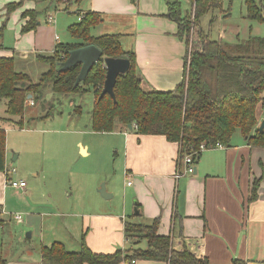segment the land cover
I'll use <instances>...</instances> for the list:
<instances>
[{
    "label": "crops",
    "instance_id": "obj_1",
    "mask_svg": "<svg viewBox=\"0 0 264 264\" xmlns=\"http://www.w3.org/2000/svg\"><path fill=\"white\" fill-rule=\"evenodd\" d=\"M11 2L16 0L0 2V7L3 6L0 14L6 13L4 7ZM51 2L55 3L56 9L70 12L71 6L65 9L63 3L55 0ZM24 5L9 15V18L15 16L18 40L29 38L31 46L26 50H31L34 54L54 52L56 45L60 43L59 37L57 39L55 35L49 42L42 40L44 35L39 15L36 29L22 31L23 25L30 20L29 16L23 17V13L29 9L39 11L41 1L30 0ZM87 10L99 12L103 17L102 22L92 28V33L97 30L94 35L120 34L123 47L136 53L140 73L148 84L169 91L183 80L187 45L177 34L178 24L168 16L166 0H84L78 5L77 11ZM51 16L46 15L43 21H49ZM252 31L249 36L259 35ZM49 34L52 35V32L49 31ZM238 38L241 39V36L237 34L236 39ZM2 39L3 36L0 39V56L15 57V50L4 46ZM259 119L258 127L264 120V113ZM10 129H7V148ZM113 133L124 157L125 178L132 177V180H127L118 208L80 213L81 236L72 235L73 239L64 229L60 232H57L55 226L47 229L46 218L54 221L51 218L56 213L30 211L20 225L32 229L38 225L39 241L29 243L21 253L19 250L20 255L10 256L11 244L2 236L6 227L11 226L6 217L10 207L6 188L7 175L5 170L0 171V208L3 209L0 213V255L6 259V264H42V247L51 245L54 241H61L68 249L78 251L84 232L87 244L93 251L108 253L118 248H127L129 243L124 223L132 216L136 221L160 217V234L197 239L196 246L200 248V253L209 257L211 264H233L235 258L246 260L248 264H264V147L251 146L241 131L237 130L228 145L202 152L196 162V172L177 178L178 166L183 167V162H179L178 142L169 141L161 134H138L134 127L128 130L118 125ZM79 142L82 152L90 154L89 143ZM11 153L12 151L6 150V166H10ZM116 154L119 155V149ZM19 156L20 154H15L13 159ZM257 179L258 196L251 200L252 187ZM106 185L110 198L115 195V191L107 182ZM27 187L28 183L25 188H19L20 192L28 194ZM131 198H136L135 214L131 213ZM26 206L28 202L21 205L23 209L29 208H25ZM39 220L41 223H38ZM34 231L30 232V236L34 235ZM119 264L169 263L137 259Z\"/></svg>",
    "mask_w": 264,
    "mask_h": 264
},
{
    "label": "trees",
    "instance_id": "obj_2",
    "mask_svg": "<svg viewBox=\"0 0 264 264\" xmlns=\"http://www.w3.org/2000/svg\"><path fill=\"white\" fill-rule=\"evenodd\" d=\"M23 1L9 3L8 12ZM55 1L63 3L66 9L84 0ZM166 2L168 16L178 24L177 34L187 45L184 78L169 91L157 89L145 81L136 53L123 47L120 34L92 33V28L103 20L99 12L92 10L77 11L79 21L69 25V32L75 41L58 43L50 55H37L39 60L50 64L49 71L42 75L40 82L34 83L27 73L18 70L15 57L0 56V171L6 168L7 129L24 127L27 102L32 99L35 103L42 84L50 79L56 92L84 93L93 89V130L111 132L117 130L118 125L129 130L132 124L138 134L164 135L169 141L180 144V164L187 154H192L197 162L202 155L199 152L202 143L209 147L217 143L228 145L237 130L251 146L264 147V129L258 127V107L261 105L264 109V36L251 34L235 42L221 37L211 38L202 27V18L220 0ZM245 3L247 17L264 22V0H245ZM38 15L37 9L23 13V17H30L22 27L23 32L36 29ZM2 36L3 27L0 39ZM91 43L102 49L103 56L86 79L75 86L81 65L64 71L59 68L70 50ZM105 57H125L131 61L130 69L117 78L114 88L116 101L110 93L100 97L107 72ZM258 188L257 179L252 187L251 200L258 196ZM132 217L124 223L129 243L127 248L108 253L93 251L84 232L78 251L68 249L61 241L43 246L42 264H119L137 259L169 264H211L209 257L200 253V248L196 246L197 239L160 234V217L150 222L136 221ZM0 264H6L2 255ZM233 264L248 262L235 258Z\"/></svg>",
    "mask_w": 264,
    "mask_h": 264
},
{
    "label": "rangeland",
    "instance_id": "obj_3",
    "mask_svg": "<svg viewBox=\"0 0 264 264\" xmlns=\"http://www.w3.org/2000/svg\"><path fill=\"white\" fill-rule=\"evenodd\" d=\"M26 1L30 0H24L21 5L25 6ZM40 1L42 7H39V18L42 20L41 32L44 35L42 40L49 42L55 35L59 37V42L63 43L76 40L68 28L71 23L78 20L76 12L78 5H71L69 12L56 9L55 3L51 0ZM186 5L184 2L183 6ZM2 8L3 6L0 7ZM4 8L6 13L0 14V29L3 27L2 42L7 48L15 50L18 70L27 73L34 83H38L42 75L49 71L50 64L35 58V55L36 57L38 54L50 55L53 52L34 54L31 50H26L31 46V41L29 38L18 40L15 16L9 18L16 9L9 13L7 6ZM48 14L53 17L55 15L56 18L54 17L51 22L43 21ZM202 27L211 38L221 37L231 42L237 40V34L241 39L247 38L252 30L254 34L264 36V22L247 17L245 0H220V3L202 18ZM94 98L93 89L84 93H61L53 89L52 79L47 80L42 84L35 104L30 102L26 104L24 127H11L7 149L12 151L10 166L16 169L11 175L15 180L23 178L28 183V194L11 185L6 187L10 206L6 217L11 226L6 227L2 236L11 244L10 256L20 255L19 253L29 243L35 244L39 241L40 227L38 225L34 229L22 227L20 225L22 222L13 217L15 213H22L24 219L28 217L30 211L56 213L51 218L54 221H48L49 217L46 218L47 229L54 226L57 232L64 229L73 239L77 234L81 236L80 213L114 210L120 206L126 182L131 181L132 177L125 178L124 157L119 144L115 141L113 131L102 132L92 128ZM263 113L264 109L260 105L259 117ZM79 141L89 143L90 154L85 155L82 152ZM118 149L119 155L116 154ZM15 154L20 156L13 159ZM106 182L115 191V195L110 198L99 192L103 186L107 188ZM135 200L136 198L129 200L132 214L137 212ZM27 202L28 206L25 208H29L23 209L22 203ZM141 221L150 222L145 219ZM38 223H41V220ZM33 230L34 235L29 236Z\"/></svg>",
    "mask_w": 264,
    "mask_h": 264
},
{
    "label": "water",
    "instance_id": "obj_4",
    "mask_svg": "<svg viewBox=\"0 0 264 264\" xmlns=\"http://www.w3.org/2000/svg\"><path fill=\"white\" fill-rule=\"evenodd\" d=\"M102 56L103 51L96 44L91 43L83 45L70 50L69 56L61 63L59 70L64 71L80 64L81 69L75 81V86H78L83 80L86 79L89 72L92 70L94 65L99 62ZM105 65L107 72L100 97H102L106 93H110L116 101L114 88L117 82V78L120 74H124L130 69L131 61L130 59L125 57H105ZM28 97L31 98L32 95L29 94ZM129 127L130 129H133L132 124H130ZM259 129H264V120L261 122ZM100 192L104 197H108L106 188L104 186L102 189H100Z\"/></svg>",
    "mask_w": 264,
    "mask_h": 264
},
{
    "label": "built area",
    "instance_id": "obj_5",
    "mask_svg": "<svg viewBox=\"0 0 264 264\" xmlns=\"http://www.w3.org/2000/svg\"><path fill=\"white\" fill-rule=\"evenodd\" d=\"M54 18L51 16L49 17V21H52ZM58 39V36L56 37ZM31 104H34V100L29 101ZM223 147L224 145L221 143H217L215 146L209 147L206 145V143H202L199 148V152H203L206 149L213 148V147ZM196 170V162L193 158L192 154H187L184 159H183V167L178 166L177 172H176V177L179 178L183 174L186 173H194ZM15 168H11V166H6L5 172L7 175V184L14 186L16 188H25L27 185V182L25 180H15L13 176H11V172H15ZM10 175V176H9ZM3 212V209L0 210V213ZM14 218L18 221L21 222L23 221V214L22 213H15Z\"/></svg>",
    "mask_w": 264,
    "mask_h": 264
}]
</instances>
